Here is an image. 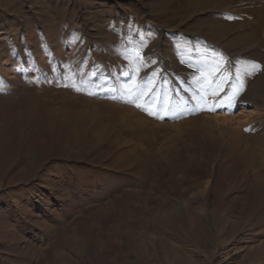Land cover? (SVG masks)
<instances>
[{"label":"rangeland","instance_id":"rangeland-1","mask_svg":"<svg viewBox=\"0 0 264 264\" xmlns=\"http://www.w3.org/2000/svg\"><path fill=\"white\" fill-rule=\"evenodd\" d=\"M205 1L0 0V264H264V0Z\"/></svg>","mask_w":264,"mask_h":264},{"label":"snow or ice","instance_id":"snow-or-ice-1","mask_svg":"<svg viewBox=\"0 0 264 264\" xmlns=\"http://www.w3.org/2000/svg\"><path fill=\"white\" fill-rule=\"evenodd\" d=\"M229 18H231V17H229ZM222 62H223L222 58H220L218 61H216L215 67L212 69V71L213 72H217L220 69V65L222 64ZM254 67H256L257 69L259 68L258 65H254ZM215 81H216V76H213L212 80L209 83V88H211V85L214 84ZM221 83H223V79H221ZM217 87H219V85ZM204 91H205V94L200 96V102H203L205 105H207L206 97L208 95H213L214 96V95H216V93L215 92H210L208 90H204ZM238 93H239V89H236L234 94H230V95L225 96L224 99H223V102L215 101L212 104V106L208 108V110L214 111L215 108L222 107L224 105L233 106V101L235 99V95H238ZM137 106L138 107H144L143 105H140V104H137ZM145 110H148V109L145 108ZM149 114L150 115H155L156 113L149 111ZM246 130H248V129H246Z\"/></svg>","mask_w":264,"mask_h":264},{"label":"bare ground","instance_id":"bare-ground-1","mask_svg":"<svg viewBox=\"0 0 264 264\" xmlns=\"http://www.w3.org/2000/svg\"><path fill=\"white\" fill-rule=\"evenodd\" d=\"M200 1H201V0H200ZM206 1H209V0H206ZM206 1H205V2H206Z\"/></svg>","mask_w":264,"mask_h":264}]
</instances>
